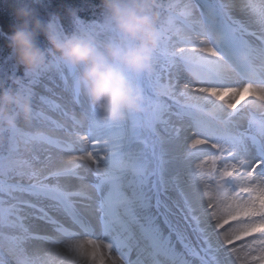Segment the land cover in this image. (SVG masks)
I'll return each mask as SVG.
<instances>
[{"label":"snow or ice","instance_id":"obj_1","mask_svg":"<svg viewBox=\"0 0 264 264\" xmlns=\"http://www.w3.org/2000/svg\"><path fill=\"white\" fill-rule=\"evenodd\" d=\"M157 10L141 111L123 121L59 60L0 77L31 104L30 123L0 129V264H264V0ZM68 11L73 30L116 39L104 14Z\"/></svg>","mask_w":264,"mask_h":264},{"label":"clouds","instance_id":"obj_2","mask_svg":"<svg viewBox=\"0 0 264 264\" xmlns=\"http://www.w3.org/2000/svg\"><path fill=\"white\" fill-rule=\"evenodd\" d=\"M101 3L105 18L117 33L115 40L100 44L76 30L64 33L50 19L42 21L27 6L17 9L21 23L7 39L25 74L46 70L52 59L76 69V84L89 104L98 109L103 119L118 122L141 111L142 94L136 78L152 70L159 43L158 0H101ZM41 33L48 42L46 48L37 43ZM18 120L30 123V102L15 86L0 89V129L16 127ZM110 264L122 261L113 256Z\"/></svg>","mask_w":264,"mask_h":264},{"label":"trees","instance_id":"obj_3","mask_svg":"<svg viewBox=\"0 0 264 264\" xmlns=\"http://www.w3.org/2000/svg\"><path fill=\"white\" fill-rule=\"evenodd\" d=\"M22 6L34 9L35 14L42 21H48L52 14L59 15L64 20L66 13L71 8L79 11L83 8L91 9V11L103 8L101 0H43L42 4H36L34 0H29L24 5L15 0H0V65L6 62L12 54L7 37L21 23V20L16 16V11ZM43 39L45 36L42 33L37 36V43L41 48ZM22 68L21 66L20 73Z\"/></svg>","mask_w":264,"mask_h":264},{"label":"rangeland","instance_id":"obj_4","mask_svg":"<svg viewBox=\"0 0 264 264\" xmlns=\"http://www.w3.org/2000/svg\"><path fill=\"white\" fill-rule=\"evenodd\" d=\"M17 3L18 2H21L23 5L24 4H27L28 3V1L29 0H15ZM73 10H75V9H73ZM104 14V13H103ZM102 14V15H103ZM66 18H70V23H71V16H70V14L69 13H67V15H66ZM71 28H73V25H72V23L69 25ZM47 41V40H46ZM13 60V59H12ZM14 61V60H13ZM13 61H11L12 63H13ZM16 61V60H15ZM16 64H17V62H16ZM7 65H9V63H8V61H6V62H4V64H3V71H5V69H6V66ZM5 66V67H4ZM10 68H11V66H10ZM24 73V71H22V74ZM10 80V79H9ZM9 82V81H8Z\"/></svg>","mask_w":264,"mask_h":264},{"label":"bare ground","instance_id":"obj_5","mask_svg":"<svg viewBox=\"0 0 264 264\" xmlns=\"http://www.w3.org/2000/svg\"><path fill=\"white\" fill-rule=\"evenodd\" d=\"M53 87H55V86H53ZM57 159H61V158H59V157H57ZM63 162H67V158H63Z\"/></svg>","mask_w":264,"mask_h":264}]
</instances>
